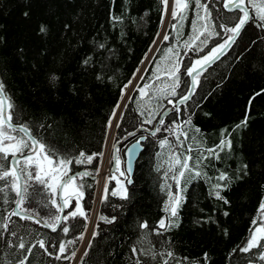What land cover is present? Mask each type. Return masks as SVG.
Listing matches in <instances>:
<instances>
[{
	"label": "trees",
	"instance_id": "trees-1",
	"mask_svg": "<svg viewBox=\"0 0 264 264\" xmlns=\"http://www.w3.org/2000/svg\"><path fill=\"white\" fill-rule=\"evenodd\" d=\"M212 3L215 4V7L210 5L213 17L217 16L218 10L224 15H238L223 10L217 0ZM256 3L264 4V0H256ZM194 8L193 4L188 10L179 41L177 32L171 28L176 21L170 15L164 32L169 35V40L164 41L162 35L144 68L146 70L141 73L144 79L137 80L124 103L127 107L121 110L123 115L117 121L121 126L113 135V144L117 148L124 151L131 141L145 134V129H153L155 121L153 125L142 124L147 112L141 116L138 109L147 97L142 101L136 87L146 83L161 84L167 79L161 75L159 81H153V69L161 61L165 49L182 44L191 34ZM162 15L165 14L159 0H0V80L5 82L21 121L30 124L34 135L61 153L103 152L109 129L107 121L112 118L114 106L120 102L121 89L134 79V73L155 44L162 27ZM42 23L47 25L46 35H38ZM255 23L253 20L247 24L228 52L201 77V86L189 101L190 105L193 101L199 102V107L191 108L192 125L182 128L188 133L187 140L180 137L183 146L164 128L171 127L173 120L182 123L190 113L179 115L170 111L172 106L163 99L146 106L155 109L163 105L160 110L168 111L164 116L165 126H161V132L155 137L146 134L131 175L133 183L128 185L125 181L129 199L122 200L110 192L103 202L100 199L92 229L97 235L93 238L91 232L76 262L75 257L60 260L49 257L36 245V240H74L64 255L77 252L81 243L77 237L84 236V226L85 223L88 225L93 207L97 184L94 177L101 157H96L91 165L70 166V174L85 169L93 173L82 181L86 185L82 204L88 220L82 217L70 219L58 226L57 232H52L42 224L13 216L10 231L0 228V264H16L25 255L29 256L26 264H133L135 258L130 250L134 244L138 248L153 246L156 251L170 249L178 257L199 260L200 264H203L205 252L210 257L208 264H248L253 260L256 250L246 254L241 253L239 247L246 242L253 227L252 220L257 217V209L264 198V93L261 92L264 89V29L256 27ZM216 42H222L221 38L211 39L205 52ZM178 51L183 57V72V64L196 59L197 53L189 52L183 56V47ZM85 59L89 60L88 64L84 63ZM168 63L170 61L166 60L161 64L162 71ZM53 75L56 80L52 79ZM182 79L190 82L186 75ZM246 111L250 116L247 127L233 131ZM197 128L199 132L195 131ZM225 128L232 132V150L221 152L220 160L210 157L203 162L200 170L206 172L207 177L192 178L187 174V183L182 182L186 190L180 209V226L162 236L153 234L151 228L141 230L140 222L148 221L155 227L165 215L162 209L167 189L162 191L161 185L166 179L175 191L171 179L175 169L169 171L170 152L190 155L189 164L195 165L201 150L215 147ZM129 131L136 132V137L125 139ZM165 138L169 145L161 147L159 141ZM189 145L193 149L190 153L187 152ZM245 163L249 167L247 175H242ZM112 164L111 169L114 168ZM220 171H227L231 177L229 186L222 192L229 200L227 205L209 195L215 180L210 181L208 177H215ZM107 183L109 190L116 187L115 181ZM29 193L26 207L35 208L45 218L50 213L58 214L54 208H44L38 203L47 201V194L39 185H33ZM8 199L9 203L5 204L0 196V224L2 217L14 208L15 193L10 192ZM100 216H115L116 220L109 224L99 220ZM207 217L211 220L205 223ZM63 226L70 228L67 235L62 231ZM11 231L17 236L13 237ZM20 237L25 240L26 247L34 246L32 254L8 247V241L15 245L20 242ZM140 259L142 264H160L161 260L160 257L153 260L143 256ZM255 264L260 262L257 260Z\"/></svg>",
	"mask_w": 264,
	"mask_h": 264
},
{
	"label": "snow or ice",
	"instance_id": "snow-or-ice-1",
	"mask_svg": "<svg viewBox=\"0 0 264 264\" xmlns=\"http://www.w3.org/2000/svg\"><path fill=\"white\" fill-rule=\"evenodd\" d=\"M163 6L164 14L170 15L175 24L171 25V28L177 32V40L183 35V21L187 19V13L190 7L194 4L195 18L192 20V32L182 44L178 46L169 47L164 50V56L161 57V61L157 62L156 67L153 69V81H159L161 75L166 76V80L161 84L146 83L143 87H136V90L140 94V99L147 100L138 109L141 116L147 115L142 121V124L153 125L155 121L154 130L150 132V135L155 137L157 133L161 132V126H165V111H161L163 105H159L157 108L146 107L154 100H167V103L171 105L170 111L179 115H183L184 112H189L187 120L182 123H176L173 120L171 127H165L164 130L170 132L176 136L177 143L183 146V142L180 137L183 136L185 140L188 139V133L183 131V127H190L192 125L191 108L193 106L199 107V102L193 101L190 105L189 101L193 100L196 95L197 89L201 86V77L204 72L207 71L213 64L223 57L236 40L240 37L241 32L245 26L256 21L255 26L264 29V4H257L256 0H217V2L223 5V10L228 13H238L235 17L224 15L223 12L218 10L217 16L213 17L211 7H215L212 0H159ZM211 5V7H210ZM254 10V15H253ZM28 15L27 12L24 13ZM114 20H119V17H113ZM218 21V23L216 22ZM161 23H164V15L161 16ZM219 29V31L217 30ZM47 25L40 24L38 29V35L47 34ZM223 33V36H221ZM157 35H160L158 33ZM215 37H220L222 42H216L207 52L209 41ZM163 40L168 41L169 35L163 34ZM155 43V41H154ZM101 48L104 46L101 44ZM179 47H183L185 52L183 56H187L189 52L197 53V58L190 61V63L183 64V57L178 51ZM23 51V50H21ZM151 51V49H150ZM204 53L203 55H199ZM170 61L166 67L161 70V64L164 61ZM89 60L85 59L84 63L88 64ZM144 63V61H142ZM146 70V69H143ZM142 69H137L136 72L140 73ZM190 78L183 80V76ZM98 79L101 77L98 75ZM53 80H56L55 75L52 76ZM134 79L143 80L142 75L136 76L134 73ZM130 84H133V80H129L128 84L124 85L121 89V100L125 98L124 89H127ZM183 86V88H182ZM264 93V89L261 90ZM261 93H256L260 95ZM252 100H249V104ZM121 107H127V105H121L119 102L114 106L112 110V117H117V109ZM122 113L119 114L122 117ZM209 115V114H205ZM250 116L246 111L244 118L235 125V129L246 128ZM121 125L110 117L107 121V127L119 128ZM43 127V125H41ZM50 127V126H49ZM196 132L200 130L195 129ZM136 132L129 131L128 137H136ZM232 132L227 128L221 130V139L215 147H209L201 150V156L197 160L195 165H190L189 161L192 159L190 155L178 154L170 152L169 155V171H174L171 179L175 184V191L172 190V185H161V190L166 191L167 199L164 201L162 211L165 213L156 223L155 227H151L148 221H142L139 223L141 230L151 228V232L155 235L162 236L165 232L170 231L173 228L180 226V209L184 203V191L186 190L183 184L187 183V174H191L192 178L205 176L206 172L200 170L201 165L207 159L215 158L220 160V153L227 150H232ZM146 139L145 136H139L135 139L124 152V156L127 157L125 161L126 167L121 170V157L120 149L116 147L114 143L112 145L113 153L109 163L114 162V168L111 169L112 174L109 176L110 180L116 181V187L109 190L107 181L104 184L105 196L102 197L101 202L107 199V194L117 196L122 200L129 199L128 188L126 184L131 185L133 183L131 179L132 172V156L142 147V141ZM161 147L169 145L167 138L159 141ZM191 145L188 146L187 152L192 151ZM203 153H207L204 155ZM103 152H93L91 154L85 151H79L78 155H71L61 153L54 146L48 144L43 138H38L33 134V128L27 122L21 121L19 115H17V106L15 105L12 97L7 93L6 85L3 80H0V196L3 198V203H9V193H15V199L12 203L15 204L7 215L2 217L3 223L0 224V228H3L5 232L10 231V222L13 216H19L22 220H32L36 224H42L43 227L51 229L52 232H57L58 226L64 224L70 219L82 217L85 221L88 220L87 214L84 210L82 201L85 197L86 185L82 182L86 177H91L92 172L85 169L84 171L71 172V165H91L96 157H103ZM11 157V161H9ZM21 161H23L21 163ZM178 166V167H177ZM248 164H243L241 169L242 175H247ZM159 170V169H158ZM98 174L99 169H96ZM115 173H119L124 180H120L116 177ZM168 173H165L167 178ZM208 179L215 180V183L211 184V195L217 201H222L223 204H229V200L222 195V192L229 186L231 177L227 171H220L215 177H208ZM183 182V184H182ZM33 185H39L44 193L47 194V201H39L38 203L44 207L55 209L58 214H49L48 218H45L41 212L35 208L26 207L29 200V189L33 188ZM91 187V185H87ZM264 187V186H262ZM39 194V192H37ZM203 211V209L201 210ZM59 213H64L59 215ZM227 216L228 213L224 212ZM99 220L105 223H113L116 217L111 218L100 216ZM211 220V217L204 219L207 223ZM252 228L249 230V236L246 242L239 247L241 253H251L256 250V254L253 260L248 264H255V261H259L260 264H264V198L261 199L259 207L257 209V217L252 220ZM87 230V223L84 226ZM62 231L67 235L70 231L68 226H63ZM225 234H227L225 232ZM13 237L17 236L15 231H11ZM96 231H92V237L95 238ZM78 239H83L81 234ZM18 244H13L12 241H8V247H16L18 250H23L28 254L33 253V247H26V242L23 237H20ZM74 240L64 241H47L45 239H37L36 245L40 249L44 250V253L49 257H54L56 260L71 259L75 257L76 253L73 251L70 256L64 255L68 246L74 244ZM137 243H140L138 241ZM47 245V246H46ZM89 247H91V241H89ZM49 248L56 249L55 253L50 251ZM131 255L134 257L133 264H142L140 257H150L156 260L161 258L160 264H200L199 260H193L189 257H178L172 250L167 249L164 251H156L153 246L148 248H138L136 244L131 247ZM236 251V250H233ZM87 255V252L84 253ZM210 257L207 252L202 256L203 264H208ZM29 260V256L25 255L22 259L16 261V264H26ZM146 264V262H144Z\"/></svg>",
	"mask_w": 264,
	"mask_h": 264
},
{
	"label": "rangeland",
	"instance_id": "rangeland-1",
	"mask_svg": "<svg viewBox=\"0 0 264 264\" xmlns=\"http://www.w3.org/2000/svg\"><path fill=\"white\" fill-rule=\"evenodd\" d=\"M169 17H170V10H169L168 14L164 15V23L162 24L160 35L158 36L155 44L151 48V51L146 56V59L144 60V63L141 64L139 69L143 70L145 68L146 64L148 63L150 57L152 56L154 50L156 49V46L158 45L160 39L162 38V35L165 32L167 21H168ZM141 73H142V71L140 73H136V76H140ZM137 80L138 79H134V84L132 86V89H133L134 85L136 84ZM127 89H129V86H128ZM127 89L124 90L125 93H126ZM127 98L128 97H126V95H125V98L123 100L120 99L119 103L121 105H124V103L126 102ZM122 108L123 107H121V108L116 110L117 113H118L117 117H112L114 123H116L118 121L119 114L121 113ZM115 129H116L115 127H111V128L108 129V134H107V137H106V140H105V144H104V149H103L104 156L100 159L99 172H98V175L100 174V176L97 177L96 191H95V195H94V199H93V207H92V210H91V213H90V217H89V219L91 218V224H90V229H89V235H87L86 238H85V242H86L85 245L87 244V241L90 238L91 230L93 229L92 226H94V223H95L96 209H97V205L99 204L98 197L103 195L104 184H105L106 181L107 182L115 181V180H110L109 179V176L112 174V172H111V163H109V161L111 160L112 153H113L112 145H113V135H114ZM120 150H121L120 151V157L122 159V162H124V151H123L122 148H120ZM112 165L114 166V162H113ZM122 166H123L122 170H124V163H122ZM115 175H116V177L118 179L124 180V177H121L119 175V173H115ZM115 183H116V181H115ZM93 209H94V211H93ZM81 253H82V251H81Z\"/></svg>",
	"mask_w": 264,
	"mask_h": 264
},
{
	"label": "built area",
	"instance_id": "built-area-1",
	"mask_svg": "<svg viewBox=\"0 0 264 264\" xmlns=\"http://www.w3.org/2000/svg\"><path fill=\"white\" fill-rule=\"evenodd\" d=\"M149 54V53H148ZM146 59V58H145ZM133 84H134V79H133ZM133 84H130L129 85V89H127V91H126V93H125V91H124V95H126V97H128V95L130 94V92H131V89H132V86H133ZM103 196V195H102ZM102 196H100V197H98V199H99V201H100V199L102 198ZM98 201V202H99ZM97 210H98V205H97V209H96V214H97ZM93 211H94V209H93ZM96 218V217H95ZM90 224H91V218L89 219V222H88V225H87V230L85 231V234H84V238L81 240V243H80V245H79V248H78V250H77V252H76V255H75V258H74V262H76V260L78 259V257L80 256L79 254L81 253V251H83L84 249L83 248H85L84 246H86L85 245V238H86V236L87 235H89V229H90ZM92 228H93V226H92ZM91 232H92V230H91ZM88 242V241H87ZM83 249V250H82Z\"/></svg>",
	"mask_w": 264,
	"mask_h": 264
},
{
	"label": "water",
	"instance_id": "water-1",
	"mask_svg": "<svg viewBox=\"0 0 264 264\" xmlns=\"http://www.w3.org/2000/svg\"><path fill=\"white\" fill-rule=\"evenodd\" d=\"M167 112H168V111H167ZM167 112H166V113H167ZM166 113H165V114H166ZM154 126H155V125H154ZM152 130H154V127H153ZM152 130L145 129V134H143V135H141V136H145V137H146V134H150V132H151ZM137 138H138V137H137ZM134 141H135V139H134L133 141H131V142L126 146L124 152L126 151V149H127L132 143H134ZM142 143H143V141H142ZM141 150H142V147H141L140 149H137V151H136V152L133 154V156H132V172H131V175H132V173H133L135 162H136V160L138 159ZM126 160H127V157L124 156V168L126 167V163H125ZM98 176H100V174H99V175L97 174L94 178H97ZM14 208H15V205H14ZM60 215H63V213H60Z\"/></svg>",
	"mask_w": 264,
	"mask_h": 264
},
{
	"label": "bare ground",
	"instance_id": "bare-ground-1",
	"mask_svg": "<svg viewBox=\"0 0 264 264\" xmlns=\"http://www.w3.org/2000/svg\"><path fill=\"white\" fill-rule=\"evenodd\" d=\"M141 66V65H140ZM137 73V72H136Z\"/></svg>",
	"mask_w": 264,
	"mask_h": 264
}]
</instances>
